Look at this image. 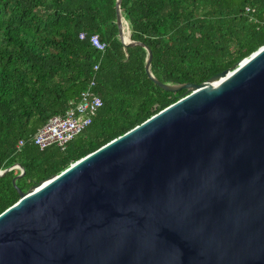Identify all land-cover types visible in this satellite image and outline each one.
Instances as JSON below:
<instances>
[{
  "label": "water",
  "instance_id": "1",
  "mask_svg": "<svg viewBox=\"0 0 264 264\" xmlns=\"http://www.w3.org/2000/svg\"><path fill=\"white\" fill-rule=\"evenodd\" d=\"M121 2V41L185 97L27 192L18 166L0 264H264V46L203 84H165Z\"/></svg>",
  "mask_w": 264,
  "mask_h": 264
},
{
  "label": "trees",
  "instance_id": "2",
  "mask_svg": "<svg viewBox=\"0 0 264 264\" xmlns=\"http://www.w3.org/2000/svg\"><path fill=\"white\" fill-rule=\"evenodd\" d=\"M130 38L162 83L200 85L264 46V0H121ZM117 0H0V171L27 192L185 97L119 37ZM84 39H81V35ZM107 44L96 50L90 39ZM98 65V71L95 66ZM95 77L103 106L63 151L31 141ZM26 141L21 150L17 145ZM0 176V214L20 200Z\"/></svg>",
  "mask_w": 264,
  "mask_h": 264
},
{
  "label": "built area",
  "instance_id": "3",
  "mask_svg": "<svg viewBox=\"0 0 264 264\" xmlns=\"http://www.w3.org/2000/svg\"><path fill=\"white\" fill-rule=\"evenodd\" d=\"M81 39H84L82 34ZM92 46L105 52L107 44L100 41L99 36H92L90 39ZM99 66H95L98 71ZM96 79L93 77L88 88L81 94L78 102H71L70 108L63 116L52 117L46 125L38 130L31 141L41 150L52 146L65 150L70 142L80 136L93 122L100 108L103 106L102 99L96 93ZM26 141H20L17 145L21 150ZM22 172V169L16 167Z\"/></svg>",
  "mask_w": 264,
  "mask_h": 264
},
{
  "label": "crops",
  "instance_id": "4",
  "mask_svg": "<svg viewBox=\"0 0 264 264\" xmlns=\"http://www.w3.org/2000/svg\"><path fill=\"white\" fill-rule=\"evenodd\" d=\"M57 147V146H56ZM62 150V149H61ZM64 151V150H63ZM18 167V166H17Z\"/></svg>",
  "mask_w": 264,
  "mask_h": 264
}]
</instances>
